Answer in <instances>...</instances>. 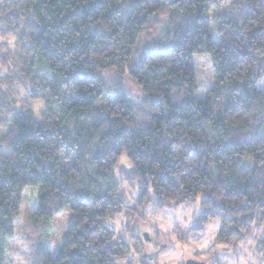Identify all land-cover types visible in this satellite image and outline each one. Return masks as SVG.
I'll list each match as a JSON object with an SVG mask.
<instances>
[{"label": "trees", "instance_id": "1", "mask_svg": "<svg viewBox=\"0 0 264 264\" xmlns=\"http://www.w3.org/2000/svg\"><path fill=\"white\" fill-rule=\"evenodd\" d=\"M221 1L0 0V264L28 187L34 221L70 213L58 253L39 246L30 264L126 256L103 224L128 209L116 174L136 188L128 215L201 197L194 228L218 221L229 248L255 236L264 264V0H247L240 24L218 21L215 43L206 17ZM162 15L178 33L160 49L149 44ZM194 54L211 60L204 98Z\"/></svg>", "mask_w": 264, "mask_h": 264}, {"label": "rangeland", "instance_id": "2", "mask_svg": "<svg viewBox=\"0 0 264 264\" xmlns=\"http://www.w3.org/2000/svg\"><path fill=\"white\" fill-rule=\"evenodd\" d=\"M247 10H249L247 0H222L218 6L213 7L206 17L213 41L215 43L219 41L216 31L218 21L231 19L240 24ZM121 11L124 17L128 15V9L121 8ZM167 21L168 18L162 15L160 23L157 22L151 38L152 43L149 44L151 47L156 46L162 49L169 43L173 46L178 30L168 28ZM8 41L12 48L14 39L11 37ZM259 57L263 59L264 56L259 55ZM140 59V56L133 53L130 67L138 64ZM192 65L196 95L198 98H204L213 87L210 56L194 54ZM123 88L126 95L133 100L143 96L133 84L124 85ZM261 88H264V82ZM19 91L21 96L25 97L23 91L21 89ZM33 105L35 110L43 108L40 102H35ZM120 166L125 169L130 167L125 156H122ZM116 177L124 193V202L128 209L107 218L103 224L127 243L129 253L116 259L115 264H185L189 259L203 261L205 264H262L256 249L255 236H250L229 248L216 241L218 221L208 223L202 233L195 229L194 219L199 212L201 197L176 208L157 211L147 207L142 211L138 209L132 216L128 215L126 212L134 204L136 188L123 181L118 174ZM36 200V188L23 189L20 211L14 224V236L7 243L5 264H30L39 246H45L54 257L66 237L70 213L61 212L47 221H34L32 217L36 209ZM143 233H147L148 241L144 240ZM259 234V232L256 233L257 236ZM139 251H141L140 254ZM141 258L144 262L139 260Z\"/></svg>", "mask_w": 264, "mask_h": 264}, {"label": "water", "instance_id": "3", "mask_svg": "<svg viewBox=\"0 0 264 264\" xmlns=\"http://www.w3.org/2000/svg\"><path fill=\"white\" fill-rule=\"evenodd\" d=\"M143 238L145 241H148L147 233H143ZM185 264H205L203 261H195L192 259H189L185 262Z\"/></svg>", "mask_w": 264, "mask_h": 264}, {"label": "flooded vegetation", "instance_id": "4", "mask_svg": "<svg viewBox=\"0 0 264 264\" xmlns=\"http://www.w3.org/2000/svg\"><path fill=\"white\" fill-rule=\"evenodd\" d=\"M160 246H161V245H160ZM160 246H159V247H160ZM195 261H196V260H195Z\"/></svg>", "mask_w": 264, "mask_h": 264}]
</instances>
